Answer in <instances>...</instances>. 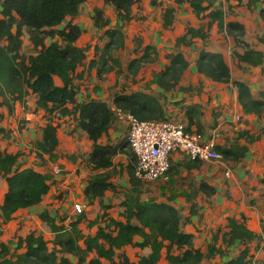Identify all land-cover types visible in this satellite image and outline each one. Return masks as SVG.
I'll return each instance as SVG.
<instances>
[{"label":"trees","instance_id":"16d2710c","mask_svg":"<svg viewBox=\"0 0 264 264\" xmlns=\"http://www.w3.org/2000/svg\"><path fill=\"white\" fill-rule=\"evenodd\" d=\"M219 1L175 0L178 6L189 4L197 18L210 19L201 28L189 26L186 33L177 39V45L191 47L194 39L207 40L212 27L217 24L221 32L226 30L235 39L236 46H242L243 53H233L239 64L262 66L264 54L243 40L246 35L243 25L226 22V13ZM231 1L242 4L246 0H227ZM247 1L250 7L257 3L255 0ZM86 2L87 0H0V118L3 117L2 109H6L11 116L17 104L27 107L28 97L35 95L37 110H43L48 116L41 140L34 144L36 157L44 159L48 156L49 161L55 162L60 144L55 120L73 115L77 128L86 132L93 143L86 160L92 167L93 175L87 181L84 197L89 206L97 202L101 210L94 220L88 219L87 214L81 212L70 221L68 218L58 219L48 211H43L40 219L54 237L52 248L44 236L31 232L19 238L14 252L0 242V264H159L164 252L167 254L168 264H201L204 259L224 255L221 247L217 246L221 231L214 234L206 253L195 247L194 236L182 230L180 211L168 203L174 201L175 197L169 198L168 202L146 201L141 198L142 181L135 174L136 158L131 152L128 139L125 143L116 145L101 142L116 119L115 111L108 103L95 100L78 103L75 73L87 57L86 49L76 46L83 31L73 24V19L79 16L81 6ZM139 2L140 0H104L105 5L114 8L116 13L118 23L114 28L104 10H94V27L105 30V35L109 38L102 58L97 62L101 64L98 70L99 80H103V75L112 70L106 66L109 61L119 66L120 63L110 52L125 47L123 28L133 20V7ZM174 14V9L165 11V28L172 25ZM262 15L264 16V10ZM25 30L34 46V55L22 54ZM47 39H50L49 43ZM153 53L156 59V50L146 47L143 56L130 62L129 68H139L149 61ZM167 59L168 66L154 74L151 84L157 85L164 92H171L179 87L182 76L189 69V62L181 53L168 54ZM95 62L90 63V68L97 64ZM197 69L214 82L236 87L238 101L245 114L264 116V93L256 98L248 83L234 80L222 54L202 50ZM136 73L137 71L134 74ZM55 77L61 80V86L56 84ZM113 105L141 121L167 119L160 97L151 93L116 94ZM186 109L190 122L200 114L195 107ZM262 133L264 134V128ZM8 137L5 129L0 128V139ZM240 137H246L250 143L258 140L246 132L240 134ZM217 150L225 159L233 162L245 159L249 152L246 145L238 143L229 148L217 147ZM118 155L129 157L127 168L123 164H114ZM20 157V153L10 154L0 147V178L7 184V192L0 202V220L3 225L12 222L20 210L40 205L54 185L52 174L22 166L19 163ZM199 167V164L186 165L189 170ZM174 168L169 170L168 175L174 172ZM125 170L129 176L130 188L123 194L120 202L122 212L115 218L109 213L111 205L105 202V197L107 192L118 191L113 179L122 177ZM262 183L264 184V178ZM200 188L208 197L216 192L206 183H202ZM194 207L192 205V211ZM84 223L90 231L95 228V233H86L81 227ZM227 229L222 235L226 248L241 245L243 249L225 264H254L249 244L257 240L258 235L247 227L246 219L229 218ZM129 246L150 248L151 252L148 256L140 257L138 262H132L125 252L119 253Z\"/></svg>","mask_w":264,"mask_h":264},{"label":"crops","instance_id":"0c3cea01","mask_svg":"<svg viewBox=\"0 0 264 264\" xmlns=\"http://www.w3.org/2000/svg\"><path fill=\"white\" fill-rule=\"evenodd\" d=\"M255 1L257 3L252 4L251 7L247 0L242 4H238L235 1L227 2V0H220L219 3L226 13V22H235L243 25L246 29V35L243 40L253 49L264 54V16L262 15L264 0ZM96 8L104 10L106 18L111 21L112 28L118 23L114 8L106 6L104 0H97L96 4L92 2L84 3L81 6L79 16L73 19V24L78 25L83 31L76 46L86 49L85 54L87 57L84 64L75 73L74 84L78 90V103H83L88 100L104 101L113 110L115 108L113 105V97L116 94L142 92L135 89L132 82L135 83L136 81L134 80L141 77L140 70L143 69L144 65H151L153 67L157 64L159 68L165 66V69L169 64V60L167 59L168 54H183L189 62V69L182 76L177 89L171 92H164L157 85L151 84L153 78L149 82L156 96L162 98L161 101L166 110L167 118H176L184 121L188 131L202 135L204 140H208L212 137L211 135L216 134L218 138L217 147L229 148L232 144L238 143L240 145H246L249 152L247 157L240 162H233L226 159L227 161L225 160V163L221 162L220 164L203 161L193 162L180 153L172 154L171 165L175 163L172 168L178 167L179 165H184L186 168L188 164L200 165L199 168L186 169L197 172L198 196H204L210 203L204 205L205 202H201V199L197 201L187 199L189 201L188 203L186 200L180 198L177 200L175 198L171 202H163H168L180 211L182 216V230L194 236L195 247L201 249L202 252H207L208 245L212 242L214 234L221 231L217 246L221 247L224 255L204 259L201 264H225L226 261L237 256L243 249L241 245L229 249L222 242L223 233L228 231L227 224L229 218H236L237 220H242V218L246 219L247 227L258 235V239L249 244L251 253L254 255V264L264 262V184L262 183V179L264 178V134L262 133L264 116L258 117L245 114L239 104L236 87L232 84L214 82L200 74L197 69L199 53L202 50L220 53L224 56L225 62L230 68L234 79L232 64H229L227 59V44L222 38L224 35L230 40V37H228L229 34L226 30L221 32L217 24H215L207 40L194 39L191 47L177 45V39L186 33V29L189 26L198 29L208 24L210 19L197 18L189 4L178 6L175 0H140L133 7V20L123 28L126 36L125 47L110 52V55L120 63L119 66L109 61L106 66L112 68V70L103 75V80H99L98 70L101 64L97 62L101 60L104 47L109 42V38L105 35V30H98L94 27L92 14ZM167 9L175 10L174 20L169 28L164 27V13ZM235 45L236 43L233 44V46ZM148 46L156 50L158 57L155 59V54L153 53L147 63L141 64L137 69H130V62L142 57L144 49ZM233 46L232 44L229 45L230 48ZM96 49H98L97 54L96 52L94 53ZM122 50L128 56V60L125 63L116 52ZM232 52L243 53V50L237 47L236 49H232L231 54H233ZM137 53L140 55L137 56ZM92 61H96L95 63L97 64L93 68H90ZM237 65L243 69H247L248 73L252 72L256 75L252 80H246V78L245 80H239L248 83L254 96L260 98L261 93H264L263 77L260 75V73L264 72V64L259 67ZM162 69L156 71L154 74L164 70ZM135 71H137L136 74H134ZM55 82L58 86L62 85L61 80L57 77H55ZM200 86L202 90H196ZM36 101V96L31 94L27 99V107L17 104L14 114L11 116H14L21 107L23 110L22 115L29 122L28 126L31 128L39 126L41 128L34 138L37 142V140H41L43 128L48 123V116L43 110H37ZM170 104L172 107L167 111L166 108ZM187 107H195L200 112L192 122L186 116ZM210 111L211 114L214 111H220L223 114L219 118L218 113L215 115V118L216 116L218 118L217 121V119L212 117ZM1 112H6L8 115L6 109H2ZM237 115L242 117L240 122L236 121ZM44 116L47 118L42 120ZM216 121L218 123L214 125ZM55 124L58 126V139L60 143L56 152L58 159L55 162H51L48 160V156L44 157V160L47 159L53 168V173H51L54 176L52 190L40 205L20 210L16 213L15 218L22 211L41 214L43 211L51 210L48 207V203L53 204L52 209L62 208L67 213L68 207L72 204L71 200L73 195L75 196L79 193L82 194L85 208L88 205L84 197V190L87 181L93 175V171L86 160L91 153L93 143L88 138L86 132L77 128V122L73 115L58 117L55 120ZM211 126L213 127L212 129L210 128ZM113 127L108 135L101 140L102 144L116 145L119 143L118 141L116 143L114 139L119 138L120 134L114 131ZM126 127L124 126L125 129ZM244 132L258 140L250 143L246 137H240V134ZM2 150L10 154H17L19 151L18 149V151L13 152L6 148ZM129 163L125 159L117 164L114 162L115 165L123 164L125 168L128 167ZM202 163L214 164L216 165V169L206 172L204 170L205 165H202ZM34 169L37 170L36 168ZM117 169L119 170V167ZM172 176L173 174L169 175V177ZM113 182L117 187L115 178ZM202 183H206L214 188L216 191L215 194L208 197L200 188ZM67 196H69V199L65 200L64 198ZM192 205L195 206L193 211ZM120 212H122V209ZM87 217L90 220H94L97 216L91 218L87 214ZM95 231L93 229L91 233L94 234ZM138 240L140 241V239ZM132 251H134L133 255L130 254ZM121 252H125L132 262H138L140 257L148 256L151 251L150 248L140 249L129 246L119 253ZM138 252L139 257L136 258L135 254ZM166 255V252H164L159 264L163 262L167 263Z\"/></svg>","mask_w":264,"mask_h":264},{"label":"rangeland","instance_id":"374dc122","mask_svg":"<svg viewBox=\"0 0 264 264\" xmlns=\"http://www.w3.org/2000/svg\"><path fill=\"white\" fill-rule=\"evenodd\" d=\"M97 0H89L87 2H92L93 4H96ZM229 13V12H228ZM230 37V40L226 38L224 35L222 36L223 40L227 44V59L229 61V64H232V69L234 73V80L244 79L246 80H252L254 77H256L255 74L252 72L248 73L247 69H243L240 67L239 63H237V59L234 57V54H231L232 49L242 48V46H233L235 44V39L231 38V35H228ZM126 39V36H125ZM47 41H50V39H47ZM230 42V44H229ZM49 43V42H48ZM232 44V48L229 47V45ZM91 47V45H90ZM98 47V45H97ZM98 49L94 51L97 54ZM120 59L125 63L128 60V56L124 53V51H116ZM234 53V52H232ZM22 54L25 56H30L35 54L34 46L31 42L29 33L25 30L24 36H23V49ZM137 56L140 54H136ZM165 66H162L164 69ZM155 68V69H153ZM157 68V69H156ZM157 64H155L153 67L150 66H143V69L140 70L141 77L139 79H133L136 81L135 83L132 82V84L135 86V89L142 91V92H150L154 95L155 92L151 89L149 82L151 78H153L154 73L156 71H159L160 69ZM162 69V70H163ZM153 75V76H152ZM260 75L263 77V85H264V72L260 73ZM132 80V81H133ZM131 86V85H129ZM133 86V87H134ZM202 86V85H201ZM197 88L196 90L201 91L202 87ZM132 87V86H131ZM127 88V87H126ZM162 100V98L160 97ZM31 101L33 102L32 98ZM162 102V101H161ZM171 104L169 107H167V111L170 110ZM219 110V109H216ZM23 110L18 109L14 116H8L6 112L2 113L3 117L0 118V128H4L5 131L9 134V137L7 139H0V147L2 149H8L9 151L17 152L21 154L20 158V164L22 166H29L36 168L39 171H42L44 173L49 172L50 174L53 173V168L50 165V162L47 159H39L36 157L35 153V140L36 134L39 133L40 127H34L31 128L28 126V121L25 119V117L22 115ZM218 115V118L223 114L220 111H214L211 114L212 117L215 118V115ZM47 117L44 116L42 120H45ZM218 118L216 116L215 119ZM215 122L214 125H217L218 122ZM233 125V124H232ZM123 121L115 119L114 121V127L113 130L119 132L120 136L119 138H115L119 143L127 140V127ZM213 128L212 126L210 127ZM223 135V133H222ZM33 136V137H32ZM14 137V138H13ZM38 141V140H37ZM115 143V144H116ZM23 146V147H22ZM13 148V150H12ZM128 160L129 157L127 155H118L114 162L117 164L118 162H121L123 160ZM226 159H223V163H225ZM137 165V162H136ZM175 165L172 164V166ZM202 165H205L204 170L207 172L215 170L216 165L211 163H202ZM222 168V167H221ZM174 172L172 173L173 176L169 177V173H167L164 177L154 181V182H145L142 181V194L141 198L146 201L154 200L157 202H163L168 201L169 198L175 197L176 200L178 198L186 200L188 203L189 200H198L201 199V202H205L204 205H208L210 202L209 200H206L204 196H198V184H197V172H192L187 170L184 165H179L178 167H175ZM66 174V173H65ZM135 174H136V166H135ZM117 183V189L118 191L116 193L108 192V194L105 197V202L109 203L111 205V208L109 210V213L113 215L114 217H118V214L120 213V202L123 200V194L129 190L130 184H129V176L127 175V170L124 171V174L122 177H116L115 178ZM7 192V184L3 178H0V202L3 201L4 195ZM82 194L79 193L78 195H73V198L71 200V205L67 209V213L63 211L62 208H53L52 209V203H48V207L51 208L48 209L49 214L57 216L58 219L61 218H68V220H72L76 218V216L79 214L78 212H75V206L76 204H79L83 207V212L87 213L89 217L95 218L96 216L100 215L101 210L98 203L93 204L90 208L87 205L85 208V203H83V197ZM201 197V198H198ZM65 200L69 199V196L64 198ZM64 200V201H65ZM85 200V199H84ZM69 204V202H68ZM89 208V210H88ZM54 211V212H53ZM56 211V212H55ZM39 213H32L30 211H22L20 214L16 216L13 222H11L9 225H3L2 221L0 220V242L7 245L8 248L11 249L12 252L15 251L19 238L25 237L30 232L34 231L37 233V235H42L45 237L46 240L49 241V246L52 248V241H53V235L50 231V229L41 221L39 217ZM86 223H84L81 227L86 231V233H91L92 230H88L86 227ZM94 230H96L94 228ZM134 251L130 252L131 255H133ZM135 257H139V252L135 254ZM106 264H109L106 262ZM161 264H167L166 262H163Z\"/></svg>","mask_w":264,"mask_h":264},{"label":"built area","instance_id":"2783aa9c","mask_svg":"<svg viewBox=\"0 0 264 264\" xmlns=\"http://www.w3.org/2000/svg\"><path fill=\"white\" fill-rule=\"evenodd\" d=\"M115 116L127 126L128 143L136 158V176L145 182H154L164 177L171 168V156L180 153L193 162L220 164L224 156L217 150L216 134L208 140L202 135L188 131L184 121L167 118L162 121H141L131 113L116 108ZM242 117L237 115L236 121ZM79 204L75 212H83Z\"/></svg>","mask_w":264,"mask_h":264}]
</instances>
